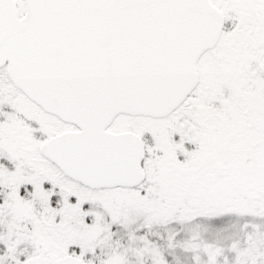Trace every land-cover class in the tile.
<instances>
[{
    "label": "snow or ice",
    "instance_id": "snow-or-ice-1",
    "mask_svg": "<svg viewBox=\"0 0 264 264\" xmlns=\"http://www.w3.org/2000/svg\"><path fill=\"white\" fill-rule=\"evenodd\" d=\"M0 264H264V0H0Z\"/></svg>",
    "mask_w": 264,
    "mask_h": 264
}]
</instances>
